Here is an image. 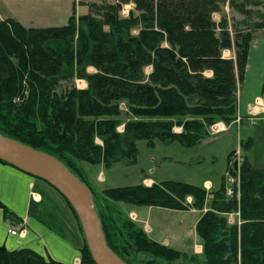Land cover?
I'll return each mask as SVG.
<instances>
[{"label": "trees", "instance_id": "16d2710c", "mask_svg": "<svg viewBox=\"0 0 264 264\" xmlns=\"http://www.w3.org/2000/svg\"><path fill=\"white\" fill-rule=\"evenodd\" d=\"M127 1L88 4L86 15L76 16L73 10L61 27L24 29L10 19L0 22V135L56 158L87 188L80 164L131 166L137 161L138 141L149 147L158 140L192 148L209 138L212 125L236 120L237 86L244 79L253 33L231 38L224 17L213 22L212 14L227 0H134L139 14L121 17ZM229 6L244 13L234 0ZM231 49L234 59L224 58L223 51ZM88 67L96 73L88 74ZM146 67H151L148 75ZM75 79L86 81L87 88L72 86L57 93L60 82ZM121 103L131 117L119 133ZM175 127L181 132L174 133ZM252 143L241 140L243 155L236 169L235 152L228 155L227 172L239 180L232 196L226 194L224 177L211 192L173 181L107 188L102 192L107 206L103 214L91 193L109 249L127 264L130 254L167 262L187 259L151 240L129 218H113L115 208L109 203L202 210L210 197L195 229L204 264H264V169L250 163ZM235 212L240 224L228 225L222 215ZM117 220L122 221L119 228ZM83 242L79 264H95ZM0 264L63 263L30 249L8 251L0 245Z\"/></svg>", "mask_w": 264, "mask_h": 264}, {"label": "crops", "instance_id": "0c3cea01", "mask_svg": "<svg viewBox=\"0 0 264 264\" xmlns=\"http://www.w3.org/2000/svg\"><path fill=\"white\" fill-rule=\"evenodd\" d=\"M119 1L0 0V22L10 19L24 29L61 27L66 24L73 10L76 16H82L89 12L88 4L113 5ZM234 1L244 13L230 7L227 0L220 12L212 14L213 22L218 24L224 17L231 31L232 26L240 30L251 26L248 31H252L253 38L249 45L244 79L237 86L236 120L229 126L217 123L218 127L220 124L224 126L218 138H226L225 143L230 148L224 154L223 173L216 180L205 179L200 186L198 185L208 192L215 191L223 177L231 176L227 172L228 155L232 151L236 155L239 150L242 140V136L238 134L239 129L259 127L247 138L252 139V147L258 143H264V95H261L264 80V27L260 29L255 27L258 24L264 25V0H249L254 3L248 5H245L247 0ZM134 8V0H128L127 3L122 4V17L127 16L129 12H135ZM252 13L256 15L252 17ZM231 38H233V32ZM227 51L228 54L232 53L229 58L234 59V50ZM86 71L93 73L95 70L93 67H88ZM206 75L210 77L211 72H206ZM78 86L79 89L87 88L83 80L78 83ZM240 120L243 121L242 124H239ZM252 121L255 122L254 125L251 124ZM173 132L180 133L181 128L175 127ZM206 140L211 141L208 143L217 141L215 137ZM252 147L248 152L250 162L252 157L249 153ZM204 161L203 158L192 159V164L200 166ZM215 161V156H211L209 162ZM258 169L264 168L258 167ZM93 175L95 182L105 183L102 170H99L97 175L95 173ZM155 183L150 178H143L141 182L147 187ZM226 186L229 188L227 183ZM109 188H115V186ZM209 199L210 197L207 198V203L202 210L175 211L159 207L133 206L134 208L127 209V217L151 240L180 252L186 258L194 257L203 262L202 242L195 229L200 218L208 210ZM191 201V198L187 199L188 203ZM0 204L6 209L4 212L0 206V245L6 250L30 249L45 259L63 264L80 263V251L84 245L82 231L66 200L53 187L14 167L0 163ZM222 216L227 220L228 225L238 226L241 222L237 212ZM10 230L21 231L22 235L17 233L12 236L9 234Z\"/></svg>", "mask_w": 264, "mask_h": 264}, {"label": "rangeland", "instance_id": "374dc122", "mask_svg": "<svg viewBox=\"0 0 264 264\" xmlns=\"http://www.w3.org/2000/svg\"><path fill=\"white\" fill-rule=\"evenodd\" d=\"M239 2V0H237ZM253 1H246L245 5L252 4ZM122 10V9H121ZM135 11V10H134ZM135 15L139 13L137 11L133 12ZM121 17V11L119 14ZM256 15L252 13V17ZM124 17V16H123ZM127 17V16H125ZM251 27V26H250ZM247 27L246 29H237L232 26V31L230 27L227 29L230 36L233 35L235 32L243 31L248 32ZM137 31H133V34H136ZM224 58L231 59L229 57L232 56V53L228 54V51L225 50L222 54ZM87 70V69H86ZM95 70V68H94ZM151 71L150 67L144 68L143 72L145 75H148ZM88 73V72H87ZM93 73L88 74H94ZM204 75L207 77L206 73ZM81 80L75 79L73 81H62L58 84L56 89L57 93H64L66 90H69L72 86L76 89H79L78 83ZM84 81V80H83ZM86 82V81H85ZM87 84V83H86ZM81 90V89H79ZM15 100V101H14ZM13 102L17 103L19 101L18 98H15ZM122 104V103H121ZM120 104V110L122 111V116L120 117V124L117 127V132H123V126L125 122L129 120L131 116L125 115L126 113V105ZM191 105L193 103H190ZM190 105V106H191ZM222 123V122H218ZM217 124V123H216ZM225 125L224 123H222ZM220 124L218 132H211L210 128L208 130L209 138L215 137L217 141H213V143L209 140L203 141L200 145L192 147V148H183L178 143H163L158 140L153 142V146H147L145 141H138L137 142V149H138V156L137 161L134 165L125 166L123 164H115L109 169H105L102 165L91 166L89 164H80L81 169L83 171V179L87 184L88 188L90 189L91 193L93 194L94 198L96 197L97 200V209L102 210L103 214L106 213L107 206L104 204L102 192L104 189L109 188L110 186L115 187H124V186H134L141 184L143 178H150L156 183L164 182V181H173V182H182V183H189L192 185L200 186L202 181L205 179H209L211 181L216 180L220 177L221 173H223V162H224V154L230 149L225 143L227 141L226 138L221 137L218 138L219 135L222 134L224 130V126ZM240 124V122H239ZM256 124H258L256 122ZM229 126V125H225ZM261 128V127H260ZM259 127L251 126L247 129V127H243L239 129V135L242 136V140H245L247 137L251 136ZM245 135V136H244ZM244 136V137H243ZM95 143L97 145H101V141L96 139ZM243 152L239 150L236 155L232 157V161L238 164L241 161ZM250 157H252L251 165L256 169L258 167L264 168V143H258L252 147L251 152L249 153ZM211 156H215V162H209ZM205 159L199 165L192 164L193 160ZM99 170H102V174L104 177L105 183L102 182H95V176L93 173L97 175ZM97 177V176H96ZM235 187L238 185V178L236 179ZM234 186V185H233ZM229 188H232L228 185ZM238 187V186H237ZM227 188V189H229ZM238 196V195H237ZM188 199V198H187ZM210 200V199H209ZM110 207H114L115 214L113 218L121 219L122 221L125 220L127 217V209L134 208L131 205L125 204H116L113 205L109 203ZM144 209V208H143ZM156 210H154L155 212ZM117 220V227H121V222ZM187 259H178L176 261L167 262L162 259L155 258L148 254H130L126 257V260L129 261L131 264H179V263H187V264H204L199 260H195L191 262Z\"/></svg>", "mask_w": 264, "mask_h": 264}, {"label": "water", "instance_id": "95a60500", "mask_svg": "<svg viewBox=\"0 0 264 264\" xmlns=\"http://www.w3.org/2000/svg\"><path fill=\"white\" fill-rule=\"evenodd\" d=\"M0 160L46 182L70 204L95 264H127L107 246L91 192L59 160L2 135Z\"/></svg>", "mask_w": 264, "mask_h": 264}, {"label": "built area", "instance_id": "2783aa9c", "mask_svg": "<svg viewBox=\"0 0 264 264\" xmlns=\"http://www.w3.org/2000/svg\"><path fill=\"white\" fill-rule=\"evenodd\" d=\"M251 124L254 125L255 122L252 121ZM210 130H211V132H218V131H219L218 125H217V124L212 125V126L210 127ZM225 180H226V183H227L230 187H232V188H233V185H235V183H236V181H237L236 178H234V177H232V176H226V177H225ZM232 188L226 189V194H227L228 196H232V195L235 194L234 191L232 190ZM17 233H18L19 235H22L21 231H20V232H17V230H10V231H9V234L12 235V236H15Z\"/></svg>", "mask_w": 264, "mask_h": 264}]
</instances>
